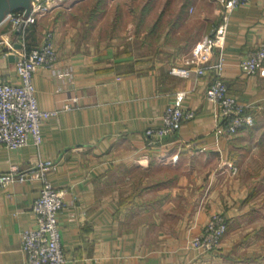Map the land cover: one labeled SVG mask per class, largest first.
<instances>
[{
  "label": "crops",
  "instance_id": "obj_1",
  "mask_svg": "<svg viewBox=\"0 0 264 264\" xmlns=\"http://www.w3.org/2000/svg\"><path fill=\"white\" fill-rule=\"evenodd\" d=\"M93 1L90 43L43 28L53 12L29 29L31 48L53 32L56 75L39 68L32 83L39 109L59 114L41 126L38 151L0 147V173L53 162L48 180L65 193L58 227L68 264H264V67L254 76L239 69L264 42V0H251L227 20L223 82L254 118L234 136L204 97L214 75H170L223 23L222 0H140L135 23L121 26L130 11L121 0ZM108 15L104 28L100 20ZM1 53L0 83L17 86L15 64ZM179 94L194 119L149 144L146 130L161 126ZM72 98L80 110L62 111ZM39 190L35 181L0 191V264H26L20 235L35 226L31 206ZM212 215L227 224L218 250L190 249Z\"/></svg>",
  "mask_w": 264,
  "mask_h": 264
},
{
  "label": "built area",
  "instance_id": "obj_2",
  "mask_svg": "<svg viewBox=\"0 0 264 264\" xmlns=\"http://www.w3.org/2000/svg\"><path fill=\"white\" fill-rule=\"evenodd\" d=\"M62 0H34L31 2L29 14L16 11L6 16L1 26L7 30L0 34V49L4 58H15V71L19 81L17 86L0 83V147L8 151H18L33 147L37 151L42 144L41 126L59 111L40 110L32 83L33 75L39 68L55 74L57 55L54 50L53 32L47 30L42 44L29 47L27 33L39 21L47 17ZM251 0H222L223 23L196 45L190 56L184 61V69L172 68L170 75L188 78L191 73L197 77L214 75V82L209 85L204 97L218 108L217 123L229 136L239 131L250 129L254 125L253 116L244 106L228 92L223 82L225 55L223 41L227 32L228 16L240 6ZM0 26V27H1ZM18 45L19 49H15ZM218 50L213 60V52ZM264 67V42L250 51L239 62L240 71L247 76L256 75ZM184 95H176L175 101L169 105L162 117L161 126L148 128L144 134L149 144L162 141L177 135L183 124L194 119V114L183 108ZM79 99L72 98L65 102L62 111L80 110ZM54 169L50 160L38 161L33 166H11L6 173H0V191L14 184L40 183L38 197L31 206L35 218V226L20 235V248L26 264H68L59 234L58 216L65 207L64 192L55 190L48 180ZM227 232L226 220L220 215H212L201 234L189 241V248L200 250L205 254L215 253Z\"/></svg>",
  "mask_w": 264,
  "mask_h": 264
},
{
  "label": "rangeland",
  "instance_id": "obj_3",
  "mask_svg": "<svg viewBox=\"0 0 264 264\" xmlns=\"http://www.w3.org/2000/svg\"><path fill=\"white\" fill-rule=\"evenodd\" d=\"M76 2L77 0H62L60 3H58L59 5L52 11V19H50V17H47V19L43 21L42 27H46V29L51 28L53 31L55 29L57 33L60 34V38L70 35L71 37L76 38L79 41L90 43L94 38H96L95 33L93 34L91 31L92 25L94 24V22H92V8L96 1L94 2L93 0H82L77 6L75 5ZM105 2L106 1H104L103 4ZM140 5V0H121L119 7L122 8V10L124 9L125 11H130L127 14L125 13V16L121 18V21L118 22V25L121 26L123 24L127 25L130 23H135L138 17V15L135 14V10H139ZM112 17L114 19L113 14ZM109 20L110 18L108 15V17L105 16L104 18H102L100 20V23L104 26V28H107L110 24ZM117 35L120 36L121 34L119 33ZM119 39L120 38H117L118 42Z\"/></svg>",
  "mask_w": 264,
  "mask_h": 264
},
{
  "label": "water",
  "instance_id": "obj_4",
  "mask_svg": "<svg viewBox=\"0 0 264 264\" xmlns=\"http://www.w3.org/2000/svg\"><path fill=\"white\" fill-rule=\"evenodd\" d=\"M32 1L34 0H0V26L6 16L13 12L24 11V15L26 17L29 14ZM15 49H19V46L16 45ZM8 59L11 62H15V58L13 56H9Z\"/></svg>",
  "mask_w": 264,
  "mask_h": 264
}]
</instances>
